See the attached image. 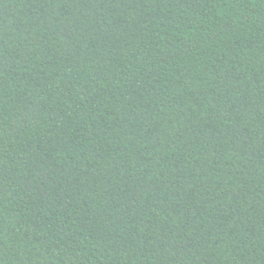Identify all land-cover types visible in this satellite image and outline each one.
<instances>
[{"label":"trees","instance_id":"obj_1","mask_svg":"<svg viewBox=\"0 0 264 264\" xmlns=\"http://www.w3.org/2000/svg\"><path fill=\"white\" fill-rule=\"evenodd\" d=\"M0 264H264V0H0Z\"/></svg>","mask_w":264,"mask_h":264}]
</instances>
